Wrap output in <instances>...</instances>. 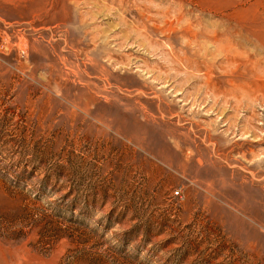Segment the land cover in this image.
I'll use <instances>...</instances> for the list:
<instances>
[{
  "label": "rangeland",
  "instance_id": "obj_1",
  "mask_svg": "<svg viewBox=\"0 0 264 264\" xmlns=\"http://www.w3.org/2000/svg\"><path fill=\"white\" fill-rule=\"evenodd\" d=\"M0 264H264V0H0Z\"/></svg>",
  "mask_w": 264,
  "mask_h": 264
}]
</instances>
